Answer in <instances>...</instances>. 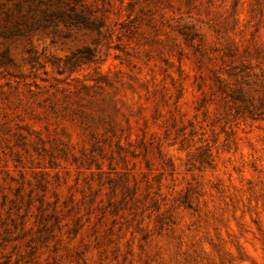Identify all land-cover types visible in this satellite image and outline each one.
<instances>
[{"label":"rangeland","instance_id":"1","mask_svg":"<svg viewBox=\"0 0 264 264\" xmlns=\"http://www.w3.org/2000/svg\"><path fill=\"white\" fill-rule=\"evenodd\" d=\"M212 2L0 0V264H264L251 0Z\"/></svg>","mask_w":264,"mask_h":264},{"label":"trees","instance_id":"2","mask_svg":"<svg viewBox=\"0 0 264 264\" xmlns=\"http://www.w3.org/2000/svg\"><path fill=\"white\" fill-rule=\"evenodd\" d=\"M213 0H206V3L209 5L213 4ZM185 4L189 6V8H194L197 6L198 2L205 3V0H184ZM240 0H233V3L231 4V15L235 16L238 12V5ZM250 18L249 23L252 25V27L255 28V32L253 33V41L255 42L254 51L251 50L249 47H247L246 51L250 56H253L257 60V65L259 68L264 72V42L260 43L256 40L257 32L260 30L262 24H264V0H251L250 2ZM184 37L188 42V45H190L194 50H197L200 46L199 43L196 42L195 36H192L190 33L185 34ZM171 44L175 43V38H171ZM237 49L236 46H231L229 48V51L227 54L231 56L232 58H237V54L234 51ZM206 52L203 54L205 56ZM217 73L214 70V78L217 77ZM264 75V74H263Z\"/></svg>","mask_w":264,"mask_h":264}]
</instances>
